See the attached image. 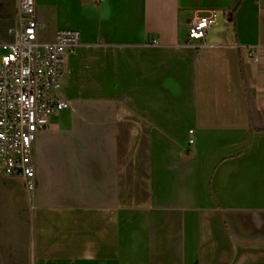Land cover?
Returning <instances> with one entry per match:
<instances>
[{"label": "crops", "instance_id": "obj_1", "mask_svg": "<svg viewBox=\"0 0 264 264\" xmlns=\"http://www.w3.org/2000/svg\"><path fill=\"white\" fill-rule=\"evenodd\" d=\"M17 0H0L11 42ZM77 30L34 146L0 176V264H264V0H35ZM192 17H211L190 40ZM259 47V61L252 51Z\"/></svg>", "mask_w": 264, "mask_h": 264}, {"label": "built area", "instance_id": "obj_2", "mask_svg": "<svg viewBox=\"0 0 264 264\" xmlns=\"http://www.w3.org/2000/svg\"><path fill=\"white\" fill-rule=\"evenodd\" d=\"M213 21L192 17L190 40L203 38ZM40 27L35 0H17L16 24L9 31L13 39L0 42V176L21 177L30 192L37 187V133L55 112L67 107L54 92L64 76L66 56L80 45L77 30H59L53 41L41 42ZM260 51H252L256 62Z\"/></svg>", "mask_w": 264, "mask_h": 264}]
</instances>
